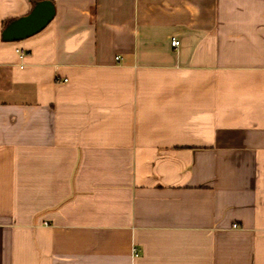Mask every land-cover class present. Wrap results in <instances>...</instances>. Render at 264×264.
<instances>
[{
  "label": "crops",
  "instance_id": "0c3cea01",
  "mask_svg": "<svg viewBox=\"0 0 264 264\" xmlns=\"http://www.w3.org/2000/svg\"><path fill=\"white\" fill-rule=\"evenodd\" d=\"M0 264H264V0H0Z\"/></svg>",
  "mask_w": 264,
  "mask_h": 264
},
{
  "label": "water",
  "instance_id": "95a60500",
  "mask_svg": "<svg viewBox=\"0 0 264 264\" xmlns=\"http://www.w3.org/2000/svg\"><path fill=\"white\" fill-rule=\"evenodd\" d=\"M55 9L50 1L38 2L24 17L12 21L2 32L5 42H13L33 36L42 31L54 18Z\"/></svg>",
  "mask_w": 264,
  "mask_h": 264
},
{
  "label": "built area",
  "instance_id": "2783aa9c",
  "mask_svg": "<svg viewBox=\"0 0 264 264\" xmlns=\"http://www.w3.org/2000/svg\"><path fill=\"white\" fill-rule=\"evenodd\" d=\"M171 44H172L173 47H177V46H179L180 41L177 40V39H173L172 42H171Z\"/></svg>",
  "mask_w": 264,
  "mask_h": 264
},
{
  "label": "trees",
  "instance_id": "16d2710c",
  "mask_svg": "<svg viewBox=\"0 0 264 264\" xmlns=\"http://www.w3.org/2000/svg\"><path fill=\"white\" fill-rule=\"evenodd\" d=\"M9 22H6L5 25H4V28L8 25Z\"/></svg>",
  "mask_w": 264,
  "mask_h": 264
}]
</instances>
